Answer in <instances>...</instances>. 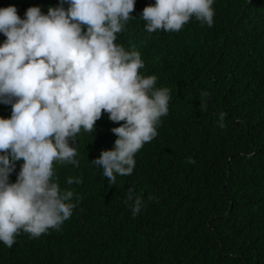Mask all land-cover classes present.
Masks as SVG:
<instances>
[{
    "label": "trees",
    "instance_id": "1",
    "mask_svg": "<svg viewBox=\"0 0 264 264\" xmlns=\"http://www.w3.org/2000/svg\"><path fill=\"white\" fill-rule=\"evenodd\" d=\"M154 4L135 0L115 43L138 51L139 74L169 89L157 136L134 155L132 174L110 184L92 162L114 149L121 124L102 113L91 133L81 129L69 140L78 165L53 163L52 182L73 193L71 217L36 238L21 231L11 248L0 242V264H264V0H213L211 27L192 17L178 32L149 33L141 16ZM10 6L21 19L30 7H69L0 0ZM10 117L0 102V118ZM129 189L143 201L135 217Z\"/></svg>",
    "mask_w": 264,
    "mask_h": 264
},
{
    "label": "clouds",
    "instance_id": "2",
    "mask_svg": "<svg viewBox=\"0 0 264 264\" xmlns=\"http://www.w3.org/2000/svg\"><path fill=\"white\" fill-rule=\"evenodd\" d=\"M62 2L69 5L66 11L49 8L43 15L39 7H30L24 19L15 7L0 9V33L6 37L0 44V102L11 103V117L0 118V242L9 248L21 231L36 238L59 230L71 217L73 193H61L52 182L53 163L78 165L69 140L81 129L91 133L102 113L121 124L111 130L117 137L114 149L92 162L115 184L114 174H132L134 155L157 136L156 126L168 114L169 89H156V76L139 74L144 64L138 51L115 43L132 19L135 0ZM212 4L155 0L141 19L149 33L178 32L192 17L211 27ZM225 115L219 114L221 128ZM16 161L23 163L10 184ZM187 162L195 163L190 157ZM128 200L135 217L143 201L133 199L131 189Z\"/></svg>",
    "mask_w": 264,
    "mask_h": 264
}]
</instances>
